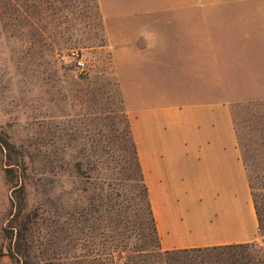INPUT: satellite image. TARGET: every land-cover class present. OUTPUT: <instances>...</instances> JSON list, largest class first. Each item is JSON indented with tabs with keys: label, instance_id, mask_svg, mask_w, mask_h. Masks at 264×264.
Instances as JSON below:
<instances>
[{
	"label": "rangeland",
	"instance_id": "374dc122",
	"mask_svg": "<svg viewBox=\"0 0 264 264\" xmlns=\"http://www.w3.org/2000/svg\"><path fill=\"white\" fill-rule=\"evenodd\" d=\"M189 4L231 6L211 15L222 24V35H262L264 0ZM70 48L83 50L84 75L65 59ZM125 95L127 106L115 79L98 0H0V143L10 145L6 152L0 147V264H20L8 256L4 228L10 225L23 236L17 241L26 252L24 260L75 264L79 256L80 264H105L108 241L95 226L103 224L107 203L120 216L142 222L127 107L182 103L188 95ZM232 115L251 192L264 203V100L235 103ZM5 154L17 164L8 172L13 182L5 171ZM14 183L20 186L15 191ZM93 205L99 208L97 220ZM158 207L167 225L174 217L194 240H218L236 231L207 219L215 204L189 198ZM13 209L17 216L9 222ZM254 241L264 251L259 234Z\"/></svg>",
	"mask_w": 264,
	"mask_h": 264
},
{
	"label": "crops",
	"instance_id": "0c3cea01",
	"mask_svg": "<svg viewBox=\"0 0 264 264\" xmlns=\"http://www.w3.org/2000/svg\"><path fill=\"white\" fill-rule=\"evenodd\" d=\"M121 1L98 0V6L125 104L130 92L188 95L182 103L127 107L161 248L254 241L258 224L232 107L264 100V25L262 35L246 31L243 37L225 36L217 16L211 15L230 10L229 5ZM189 198L218 205L209 210L207 219L236 231L200 241L189 237L174 217L167 225L159 204H181ZM245 222L247 227L242 228Z\"/></svg>",
	"mask_w": 264,
	"mask_h": 264
},
{
	"label": "trees",
	"instance_id": "16d2710c",
	"mask_svg": "<svg viewBox=\"0 0 264 264\" xmlns=\"http://www.w3.org/2000/svg\"><path fill=\"white\" fill-rule=\"evenodd\" d=\"M130 136L134 162L137 168L138 180L140 181V188L136 192V196L140 199L138 209L142 210L144 218L141 220V223L129 220L128 216L125 218L124 215L120 216L115 211V205L112 202L109 201L107 203V209L103 215V224L98 223L95 226L96 229L102 228L108 241V250L104 252L107 260L105 264H115V262L122 264H264L262 244L256 241L163 250L159 243L148 190L143 181L131 131ZM0 147L6 152L10 145L4 141L0 143ZM3 164L7 165L5 171L9 176V181L13 182L9 173L12 172L11 168L17 164L11 162L8 154L3 155ZM18 185L14 183L12 190L19 189L20 186ZM251 196L257 218L258 234L261 239H264V203L260 202L256 194L251 192ZM11 200L12 207L14 208L15 201L13 195H11ZM90 210L97 214L99 208L97 205H93ZM14 212L13 209L9 222L14 221L17 216V213ZM117 216L120 219H116ZM99 217H101L100 214H97L95 220ZM95 228L92 226L93 230ZM4 233L5 238L9 241L8 256L10 259H14L20 264H34L28 260H24L26 252L22 254V244L17 241L18 238H22L23 236L16 226L10 225V227H5ZM63 251V257L66 258L67 252ZM74 258L77 260L75 264H80L79 256Z\"/></svg>",
	"mask_w": 264,
	"mask_h": 264
},
{
	"label": "built area",
	"instance_id": "2783aa9c",
	"mask_svg": "<svg viewBox=\"0 0 264 264\" xmlns=\"http://www.w3.org/2000/svg\"><path fill=\"white\" fill-rule=\"evenodd\" d=\"M65 59L80 75H84L87 72V62L82 49L70 48L65 54Z\"/></svg>",
	"mask_w": 264,
	"mask_h": 264
}]
</instances>
